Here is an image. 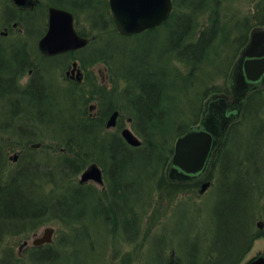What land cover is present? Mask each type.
<instances>
[{"label": "rangeland", "instance_id": "rangeland-1", "mask_svg": "<svg viewBox=\"0 0 264 264\" xmlns=\"http://www.w3.org/2000/svg\"><path fill=\"white\" fill-rule=\"evenodd\" d=\"M60 2L77 11L76 14L80 19L81 28H84V26L89 28L91 25L90 19L99 22L100 15L104 11L103 15L106 18L102 16V21L108 18L107 29L102 31L99 36L101 43H99V38L95 39L96 44L99 43L97 44V50L107 52V54L113 52L111 50L120 52V54L117 53V58L119 57L126 64L131 62L130 55L135 50L145 54L148 60L144 59V62L148 64L151 62L158 66V72L163 70L169 72L161 80L167 79L170 84L169 97L161 100L160 103L163 105L164 114H166L164 118L169 117L168 121L164 120V123L168 124L167 128H163L170 135L165 142V155L159 153V157L155 153L147 157L150 161L144 162L145 158L143 156L134 154L132 156L134 159L124 158L125 174L119 176L118 173L112 172L114 168L109 170L112 176L116 174L119 177L118 179L121 178L119 183H122L121 186L125 187L123 189L119 188L113 196L108 191L112 187V182L107 179L110 176L109 171H107L109 164L105 162L106 159L104 157L103 161L106 164V170L103 169L102 172L105 175V177L103 176V179L105 178L103 183L98 184L91 180L89 183L82 184L83 188L89 189L91 192L87 190L75 192L77 200L72 206L74 212L81 210L80 219H75L74 223H72V220H67L65 223L57 219L56 216L50 217L48 220L39 223L34 230L18 229L14 226L18 229L17 232H8L0 239V264H168V258L171 255L176 257L181 264H216L221 252L219 253L217 250L212 249L214 253L213 255L210 254L212 255L211 257L209 255L211 249L204 243L207 244L209 240L224 239L226 237L227 229H225V226L228 224L225 222L224 225L220 219L224 214L226 202H230V198L227 201L226 195L225 205L223 206L221 203L220 207L216 205L217 192L222 191V188L219 189L217 186L219 180L217 167L211 173L210 178L208 177L211 180V185L207 187L209 179H206L208 182H204L206 186L203 190L201 188L204 183L199 186L188 187L185 190L165 189L158 185V179L161 171L164 173L171 149H173L176 136L178 135L177 131L172 134L174 129L177 126H184L182 130L186 129L190 124L189 122L195 118L197 112L196 118L200 117L203 106L206 105L211 96L210 91L204 92L206 89L213 85L217 87L226 85L225 79L230 65L229 62H232L235 55H237L239 43L245 39L250 28L254 30L258 27L255 24H259L260 19L264 17V0H219V13H217V16L225 37L222 38V33V36L219 34L214 36L210 42L211 44H209V51L198 62L199 67H195L194 74L189 75L186 74L190 68L189 61L172 60L173 52L168 49L169 43L166 41L168 39L166 35L170 34L168 29H171V26L161 27L157 31L149 33L150 35L148 36L124 37L114 31V25L109 20L108 0H106L107 5L105 0H88L86 1L88 2L87 5L84 2L85 6H73L66 1ZM180 3L178 1L175 15L187 14L188 8H185ZM211 6L210 4L209 7ZM12 8L15 9L14 14L10 12ZM207 10L194 15V20L197 24L194 28V34L198 29L201 30L202 27L207 29L212 22V17L209 16ZM24 13L16 9L10 0H0V42H14L18 41L17 39L20 42H36L35 37L31 36L30 38V35L25 31L14 30L11 27H9L6 35L1 32L8 17L11 15L20 16ZM28 18L29 14L26 15V21ZM239 19L240 21L235 22ZM24 25L22 21V26ZM101 25V22L96 23V27L90 33L95 34L98 32ZM259 29L264 28L260 27ZM228 31H230L229 35ZM237 38L238 40L234 41ZM172 39L175 41L176 33L173 34ZM100 56L101 53L96 54V59L87 66L88 70L95 72L97 77L99 70L104 72L105 63L108 64V61L104 63L102 59H99L101 58ZM113 58L107 65L108 70L112 71L110 87L108 88L111 93H108V90H104V93L105 101H111L116 107L104 118V124L96 123L97 136L103 137L106 133L116 131L117 126L115 124L122 123L119 126L121 130L127 127L142 141L143 136L138 132L139 128L136 125L138 122L134 118H130L132 111L130 112V107L125 100L128 96L126 88L127 86H133V83L123 78V73L119 69L124 66L117 62V58ZM176 69L180 71L179 75H184L185 77L176 75ZM58 81L60 87L66 84L64 78H60ZM65 91V89H62L61 93ZM90 100L93 103L91 104L87 101L84 110L86 114L95 115L98 108L95 110L94 101L92 98ZM262 100L264 101V96ZM200 104H203V106H200L199 110ZM115 110L119 111L115 122L113 125L107 126L106 121H108L109 116ZM52 112L61 114L62 117L58 118L53 115L49 124L46 121H41L38 124H32L30 127L25 126L24 129L31 137V143L38 142V146H32L33 149L29 150L27 154L38 155L39 158L44 157L46 160L55 162L61 160L57 159L56 156H52L60 155V153L56 152L60 147L52 144H56L57 140L59 141L62 138L64 141L67 134H72L67 128H62V126L69 122L64 114L71 115L73 112L66 106L62 109L58 108L57 111L56 107H54ZM23 114L20 113V120L15 121L13 138H8L7 133L0 134L1 139L2 137L8 138L7 140H2V142L7 145L9 142L11 144L7 151L8 168H13L18 163V165H21V158H17V156L19 154L22 155V151L18 153L15 160L11 157L9 159V156L20 150V137H27L22 135L20 128L23 123ZM30 119L31 117H25L24 123ZM98 129L100 130L98 131ZM245 131V129L238 130L237 135L231 133V136H227L229 141H225V145H228V156L224 157L228 165L236 167L237 164V170L239 171L246 170L251 166L259 172L256 178L257 185L248 189L245 193V197H249V200L244 199L241 192L239 194V199L241 200L238 206L240 215L235 219L241 220L243 231L236 233L230 239V242L226 243V247L221 243L219 249L220 251L227 249V247L233 245L234 239H237L239 234H244L240 237L244 241L240 242L241 247L243 245L241 248L242 256L238 258L237 264H245V259L254 255L257 250L264 252V144L259 147L260 155L262 156L261 160L257 157V154L248 151L250 162L246 158L239 161L238 159H240L241 155L235 148L239 147L238 144L240 142L245 141ZM258 131L264 133V129ZM59 144L61 145L62 143ZM128 146L136 149L141 144H128ZM24 152L26 151L24 150ZM241 154L244 155L245 153L242 152ZM236 156L238 159L234 158ZM89 158H92V156L90 155ZM156 158L159 159V163H156ZM165 158L166 160L164 161ZM219 159L216 156L215 160L218 161ZM131 160H134V163ZM110 164L112 165V163ZM79 173L80 171L76 174L70 172L63 178L65 179L64 182L76 184ZM165 177L168 179L167 175ZM231 177L227 175L226 180L233 181L234 178ZM49 179H54V176L42 179L46 181L43 188L45 192L52 189L51 183L47 182ZM225 184L229 185L230 183ZM70 191L71 188H68L67 192ZM98 200L104 205L98 206ZM111 203L117 206L119 210L113 211L110 214V220H107L104 214H109L110 211H105L104 209L109 207ZM255 222L259 227L255 225ZM47 226L52 227L51 240L42 242L43 245L41 247L48 249L51 253L47 260H42L33 252V249L36 248L35 246H39L41 243H34L32 240L34 237L41 235ZM251 228L253 232L257 230H260V232H256L255 236H253L248 232V229ZM229 236L230 234H228ZM25 240H28L26 244L24 243ZM213 243L217 245L216 242ZM28 244L32 247H26ZM248 246H251L250 251H248L247 255H244L243 251L247 250ZM226 254L228 255L229 253H221V264H233V261L229 260ZM205 255L209 256V258Z\"/></svg>", "mask_w": 264, "mask_h": 264}, {"label": "trees", "instance_id": "trees-1", "mask_svg": "<svg viewBox=\"0 0 264 264\" xmlns=\"http://www.w3.org/2000/svg\"><path fill=\"white\" fill-rule=\"evenodd\" d=\"M178 1L181 2L180 4L185 8H188L187 14L175 15ZM172 2L173 8L170 15L161 25L163 27L171 26V29H168L170 34L166 35L168 37L166 41L169 43L170 49L175 50V55L179 60L189 61L190 68L186 74H194V68H198V62L205 57V51L207 50L206 45L211 44L210 42L217 34L221 36L223 34V36H225L224 31L221 30L220 23L218 22L219 18L217 13H219V0H172ZM210 4L212 5L211 7H209ZM206 9H208L207 12L209 16L212 17V22L207 29L204 28L197 34H194V28L196 27L194 15ZM191 18L193 19L192 21ZM260 23H264V17L260 19ZM105 29L107 28L102 26L99 31L95 33V39L100 38V34ZM174 33H176L175 41L172 39ZM136 35L148 36L150 34L147 33L140 35V33H138ZM130 58L131 62L127 64L121 61V64L124 67H121L119 71L123 73V78L133 83V86H127L126 88L128 96L125 100L130 107V112L132 111L130 114L131 117L138 122L136 123L137 128H139L138 132L143 136L141 146L136 147V149H132L128 146V143H126L119 134L118 129L104 134L103 137L97 136L96 123L104 124V118L114 107H116L111 101H105L104 90H107L105 86L97 87L96 98L98 100V111L94 117L89 116L88 113L86 114V111L83 110L86 106V99H84L85 97H83V94L78 97H64L65 93H60L61 95L57 96V102L49 105V110L46 115L48 118L47 124L51 122V116L53 115L58 118L62 117L61 114L52 112L54 111V107H56L57 111L58 108L62 109L66 106L71 112H73L71 115L64 114L69 122L62 126V128H67L72 134H67L64 141L62 138L59 141L57 140L56 144H52L60 147V149L56 150L60 155H52L56 156L57 159H61L59 161L52 162L44 159V157L39 158L38 155L27 154V152L33 148L29 146L32 139L24 129L25 126H30L24 125L21 127V133L27 137L20 139V147L23 154H20L18 158H21V165H18V163V166L16 165L13 168H8L7 151L11 144L9 142L7 145L2 142V140L13 138L11 136L12 124L10 121L13 120L15 114L8 109L2 112L0 134L7 133L8 138L2 137L1 139L0 136V239H2L3 235L8 232H17L19 228L34 230L38 227L39 223L48 220L50 217L56 216L57 219L62 220L65 223L67 220H72V223H74L75 219L80 215V210L74 212L72 206L77 200L75 192H78L76 189L79 187V184H77V182L76 184L67 183V181L64 182L65 179L63 178L70 172L76 174L88 162L94 160L99 165H102L105 170L106 162L109 164L107 171L114 168L112 172L121 175L122 173L125 174L124 158L126 157L127 159H134L132 156L136 154L138 156H143V158H145L144 162H147L150 161L147 157L154 155L155 153H157V156L159 157L160 154L165 155L164 146L167 137L170 134L166 133L163 127L167 128L168 124L164 123V120L168 121L169 117L164 118L166 114H164L165 111L160 102L169 97L168 94L171 88L170 84L167 79L161 81L168 73L166 71L158 72V67L156 70L148 69V63L144 62L145 54L138 51L133 50ZM99 59L104 58L102 57ZM90 62H87L86 64L88 65ZM186 64L188 65V63ZM179 72L180 71L176 69L175 74L179 75ZM179 76L185 77L184 75ZM75 89L78 91L77 88ZM79 90H82V87ZM211 90L227 91L223 86L217 87L214 85L211 87ZM206 91H209V89H206ZM109 92L111 93V90ZM259 94H263V98L264 87L256 89L252 99H256ZM55 97L56 95H51L49 93V96L43 97L42 99L51 101V99ZM63 97L64 101H62ZM262 98L260 103L256 102L248 105L244 110L242 117L237 121L239 124L242 122H248L250 124L248 126L249 129L244 133V143L240 142L238 144L239 147L243 148L246 155H248L250 149H259V147L264 144V133L258 131L264 129V119H262V117H264V101ZM40 114L38 115L41 116ZM32 117H36V114H32ZM182 128L183 127L177 126L172 134L177 131L179 135L183 131ZM99 130L100 129H98V131ZM142 130L144 131L143 133ZM225 141H229L227 135ZM59 143L62 144L60 145ZM24 150L26 152H24ZM45 152L48 154L47 151ZM90 155L92 158H89ZM104 157L106 159L105 162L103 161ZM165 160L166 158L164 161ZM109 162L112 163V165ZM131 162L134 163V160H131ZM156 163H159L158 158H156ZM110 172L111 171H109L110 176L107 179H110L112 182V187L110 190L108 189V191L111 196H113L119 188L122 189V183H119L121 178L118 179L119 177L114 173V176H112ZM51 176H54V179H49L47 182L51 183L52 189L45 192L43 188L46 181L42 179H48L51 178ZM164 177L165 174L161 171L159 174L158 185L165 189H173L175 191L182 189L185 190L186 186H189L185 183H171L166 177ZM68 188H71L70 192H67ZM226 188L227 190L231 189L228 185ZM229 198L230 202H226V205L224 206V214L220 219L224 225L225 222L228 224L225 226V229H227L226 237L224 239L219 238L217 240H209V243L204 244L211 249L209 255H213L214 252L212 249L217 250L219 253L228 252L229 254H226V256L229 260L233 261V264H237L238 258L242 256L241 248L243 245L241 247L240 242L244 241L243 239L241 240L240 237L244 234H239V237L234 239L233 245L227 247V249L219 250L221 243L226 247V243L230 242V239H232L236 233L243 231L241 220L235 219L240 215L238 209L240 203H238L234 193L227 194V201ZM109 207H111V205ZM104 210L108 211L109 209L106 208ZM104 216L105 219L110 220V213L104 214ZM228 234H230L229 237ZM213 242H216L217 245ZM45 251H47V253L44 254ZM33 252L42 260H47L51 253L48 249L36 250L35 248L33 249ZM221 253L216 264L222 263V258H220L222 257ZM212 255L210 256L212 257ZM206 257L209 258V256Z\"/></svg>", "mask_w": 264, "mask_h": 264}, {"label": "flooded vegetation", "instance_id": "flooded-vegetation-1", "mask_svg": "<svg viewBox=\"0 0 264 264\" xmlns=\"http://www.w3.org/2000/svg\"><path fill=\"white\" fill-rule=\"evenodd\" d=\"M10 1L12 2V0ZM60 1H66L73 6H80V5L84 6V2L88 0H31L28 5H24V6H18L14 4L16 9H18L19 11H23L25 13L20 16L11 15L10 17H8L9 19L6 21V23L4 24L1 30V32H3V35H6L8 33L9 27H11L14 30L25 31L28 35H30V38L31 36H33L36 39V42H29V41L8 42V43L0 42V113L2 109H4V104H5L4 101H2V99L7 98V109L9 111H12L13 114L20 112L24 113V116L22 117L23 123L21 127L24 125L31 126L34 123L38 124L41 121H46V123L48 122V118L46 115L49 110V105L57 102V96L59 94L54 92L55 90L61 92L62 89H65L66 90L65 93H68L69 95L72 94L73 92V97H78L81 94H83L86 97H90V96H97L98 86H105L107 90L110 87L112 71L108 70L107 65L109 64V62L113 60L112 52L107 54L106 61H108V64L105 63L104 72L99 70L98 77L95 72H92L87 68V66H89L94 61V59H96V54H97L96 50L98 43L96 44V42L93 39L94 38L93 34L90 33V31H92L95 28V23H96L95 20L90 19L91 25L89 28L86 26H84V28H81L80 19L76 14L77 11H74L69 6H65L61 4ZM53 3H56V5H54ZM50 6H56L62 9H66L72 13L73 26L76 32L80 36H84L88 39V42L85 45L73 49H68L63 52L55 53L53 55H48L42 52L38 48V39L48 29V11ZM14 13H15V9L12 8L11 14ZM28 14H29V18L26 21L25 18L26 15ZM32 16H34V18H32ZM22 21L25 24L24 26H22ZM147 31H151V30L148 29L144 30V32ZM250 31L251 28L248 31V34L245 37V39L241 43H239L238 52H240L241 48L243 49L246 46L245 44L250 35L249 34ZM236 40H238V38L235 39L234 41ZM238 52L237 55H235V57L233 58L231 64L229 62L230 67L231 65L233 67L238 63V60L240 58V56L237 57ZM87 62H90V64L87 65L86 64ZM232 67L230 71L232 70ZM78 70L79 73H77ZM60 78L62 79L64 78L66 82V84L61 87L58 81ZM54 82L57 83L54 84ZM263 84L264 82L259 83L254 88L248 89L242 100L245 108L253 102L252 97L254 95L255 90L258 89ZM226 85H227L226 87L227 91H222V90L211 91L210 92L211 96L207 101L206 105L204 106L203 104L199 105L198 107L199 110H200V106H203L200 117L198 118L199 121L202 119L203 115L205 114L204 112H206V110L208 109V105L211 101L220 99L219 102H216L217 104H220L221 100H223L224 102H230L233 99V97L235 96V92L234 89L230 88L229 84L227 83V78H226ZM81 87L82 90H79ZM75 88H77L78 91H76ZM109 91L110 90H108V92ZM49 93L51 95H56V97L52 98L51 101L50 100L46 101V99H42L43 97L49 96ZM93 101H94L93 106L95 107V110H97L98 101L96 99H93ZM230 112H231L230 110L227 111V113ZM32 114H36V117H32ZM38 114H40L41 116H39ZM197 114L198 112L196 113V117ZM89 115L92 117L96 116V114L92 115L90 113ZM25 117H31V119L28 120L26 123H24ZM196 117L192 120L193 123L196 120ZM237 121L238 118L236 119L234 118L227 123V126L224 130L225 135H223L224 137L220 139L218 145L213 150L212 156L209 162H207V168L204 171V173L202 174L200 173L201 175H196L191 179H186L181 181L170 178H168L167 180L170 181L171 183H180V184L185 183L186 185H189L188 187L199 186L204 182H208L206 181V179L210 178L211 173L217 167L218 175H219L217 186L219 189L222 188V191L217 192L216 205L220 207V203H221L224 206L226 195L229 193H234L239 203L241 202V200L239 199L240 192L243 194L244 199L249 200V197H245V193L247 192L248 189H251L252 187L257 185L256 178L259 172L251 166H249V168L246 170L239 171L237 170V164L236 167L230 166L225 160L226 158H224L228 156V150H227L228 145H225L226 135L231 136L230 135L231 133H235L237 135L238 130L240 131L242 129L245 130L249 129L248 126L250 124L248 122H242L241 124H239V122ZM10 122L12 123V121ZM193 123L189 124V126H192ZM121 124L122 123L116 125L121 126ZM235 150H237L240 153L241 157L240 159H238L237 156L234 158L238 159L239 161L242 160L243 158H246L250 162L249 155L241 154L242 152H244L243 148L236 147ZM249 151L253 154H257V157L261 160L262 156L260 155L259 149L257 150L256 148H252ZM172 153H173V149H171V154L164 170L165 176L167 175L168 168H170L171 165L170 159ZM216 156L220 158L218 161L215 160ZM227 175L228 177L232 176L231 178H234V180L227 181L226 180ZM90 181L91 180H88L84 183H89ZM225 183H230V184L228 185ZM210 185H211V180L209 179V183L207 187H209ZM227 185L230 186L231 189L227 190L226 188ZM188 187L186 186V188ZM121 188L123 189L125 187L121 186ZM110 205L111 207H107V209L110 210V214L117 209L119 210V208L117 206H114L112 203ZM255 225H257L256 222ZM248 232H250L251 235H255V233L256 232L259 233L260 230L253 232L251 228L248 229ZM26 243L27 242H25V244ZM42 245L43 244L41 243V245L35 246L36 247L35 249H40V248L43 249V247H41ZM26 247H32V246L28 244L26 245ZM250 248L251 246H248L247 250L243 251L244 255H247L248 251H250ZM259 256H264V252H260V250H257V252L254 255L245 259V264H247L248 262ZM175 262L181 264L176 257H172L171 255L168 258V264H174Z\"/></svg>", "mask_w": 264, "mask_h": 264}, {"label": "water", "instance_id": "water-1", "mask_svg": "<svg viewBox=\"0 0 264 264\" xmlns=\"http://www.w3.org/2000/svg\"><path fill=\"white\" fill-rule=\"evenodd\" d=\"M30 1L13 0L16 5H26ZM108 4L116 29L124 35L155 27L168 16L172 7L171 0H108ZM48 16V29L38 41L42 52L54 54L87 43L88 39L76 32L69 11L49 7ZM229 74L227 83L234 89L235 96L230 102L221 100V103L217 104L220 99L211 101L199 123L190 126L176 138L170 159L171 165L167 172L169 178L179 181L191 179L206 170L207 162L222 138L227 123L240 113L242 102L239 100L243 99L248 89L264 81V29L256 28L252 31L249 44ZM228 110L231 112L227 113ZM117 114V110L111 113L106 122L107 126L114 124ZM121 134L132 145H139L141 142L127 127L122 128ZM32 145L37 146L38 143ZM16 156L14 154L13 159H16ZM87 179L102 182L101 169L96 162L89 163L81 172L79 181ZM205 186L206 183L202 185L201 190ZM51 231L52 227H45L43 233L32 241H50ZM247 264H264V256H259Z\"/></svg>", "mask_w": 264, "mask_h": 264}, {"label": "bare ground", "instance_id": "bare-ground-1", "mask_svg": "<svg viewBox=\"0 0 264 264\" xmlns=\"http://www.w3.org/2000/svg\"><path fill=\"white\" fill-rule=\"evenodd\" d=\"M21 102V101H20ZM22 105V104H21Z\"/></svg>", "mask_w": 264, "mask_h": 264}]
</instances>
